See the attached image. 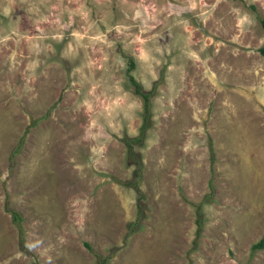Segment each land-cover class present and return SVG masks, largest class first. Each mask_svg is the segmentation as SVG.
<instances>
[{
	"label": "rangeland",
	"instance_id": "1",
	"mask_svg": "<svg viewBox=\"0 0 264 264\" xmlns=\"http://www.w3.org/2000/svg\"><path fill=\"white\" fill-rule=\"evenodd\" d=\"M260 18L264 0H0V264H264ZM128 73L152 90L133 157Z\"/></svg>",
	"mask_w": 264,
	"mask_h": 264
},
{
	"label": "trees",
	"instance_id": "2",
	"mask_svg": "<svg viewBox=\"0 0 264 264\" xmlns=\"http://www.w3.org/2000/svg\"><path fill=\"white\" fill-rule=\"evenodd\" d=\"M259 22H260L261 26L264 28V18H260ZM256 50L260 55L264 56V43L259 45ZM127 62H128L129 68L133 67L134 63L130 57H128ZM127 76H128L129 82L132 84L133 91L135 93H137L138 95H140V97L142 99V111H143L138 133L134 136H131V137L124 136L122 138L129 156L133 157V153L131 152V143L141 141V139L143 137V131L145 130V128L148 125V119H147V114H148L147 112H148V107H149V99L148 98H149V95L151 94L152 90L151 89L146 90V91L141 90V86H140L139 82H137L130 73H128ZM133 161L137 165V167H139L140 164L134 159H133ZM129 182L130 181H125V183H129ZM12 217L16 218V220H18V214L16 212H12ZM196 221H197V224H199L198 220H196ZM263 244H264V238L260 237L257 241H255L254 243L251 244V248H258V247L263 246Z\"/></svg>",
	"mask_w": 264,
	"mask_h": 264
}]
</instances>
